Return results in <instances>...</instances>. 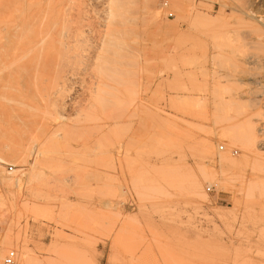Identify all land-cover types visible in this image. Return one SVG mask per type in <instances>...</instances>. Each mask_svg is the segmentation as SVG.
Here are the masks:
<instances>
[{
	"label": "rangeland",
	"instance_id": "374dc122",
	"mask_svg": "<svg viewBox=\"0 0 264 264\" xmlns=\"http://www.w3.org/2000/svg\"><path fill=\"white\" fill-rule=\"evenodd\" d=\"M254 6L0 0V264H264Z\"/></svg>",
	"mask_w": 264,
	"mask_h": 264
},
{
	"label": "bare ground",
	"instance_id": "6f19581e",
	"mask_svg": "<svg viewBox=\"0 0 264 264\" xmlns=\"http://www.w3.org/2000/svg\"><path fill=\"white\" fill-rule=\"evenodd\" d=\"M246 3V2H245ZM246 17L249 18L250 20V23L252 24L253 26V31L257 34H255L256 36H259L260 39H263L264 38V11L262 10V6H254V7H248V9L244 10L243 12ZM211 14V13H210ZM203 16V15H202ZM201 16V17H202ZM210 16V15H209ZM72 18V17H71ZM201 19V18H200ZM203 19V18H202ZM205 19V18H204ZM245 18H243L242 20L244 21ZM246 20V19H245ZM248 21V20H246ZM36 25V24H35ZM246 26V25H245ZM252 30V29H251ZM246 31V30H245ZM249 31V30H248ZM247 32V31H246ZM250 34V33H249ZM253 34V36H255ZM241 35V34H240ZM244 36V35H242ZM241 36V37H242ZM249 35H246V38H248ZM252 36V37H253ZM238 37V36H237ZM245 38V37H244ZM250 39V38H249ZM245 40V39H244ZM243 41V40H242ZM248 41V40H247ZM245 40V42H247ZM250 41V40H249ZM248 41V44H250V42ZM257 42L259 40H256ZM256 41H253L256 43ZM263 41V40H262ZM257 44V43H256ZM239 47H242V46H239ZM237 47V48H239ZM246 49V48H245ZM70 66V65H69ZM260 134H262L264 136V126L262 128H260L259 130ZM41 133V132H40ZM263 143V142H262ZM260 143V144H262ZM35 148V147H34ZM40 148V147H39ZM4 150L5 152H7V154L9 156H14V157H18L19 156V151L18 149L16 148V146L13 144L12 142V139L11 137L7 134L5 128H4V125L0 122V150ZM1 150V151H2ZM24 157V156H22ZM21 159V158H20ZM3 160L0 158V161ZM25 163V162H24ZM27 174H22L20 177L16 178L15 181H14V184L19 187L21 186V183L23 181V179L26 177ZM12 180V179H11ZM13 181V180H12ZM12 185V184H11ZM0 198H4L3 195H1Z\"/></svg>",
	"mask_w": 264,
	"mask_h": 264
},
{
	"label": "built area",
	"instance_id": "2783aa9c",
	"mask_svg": "<svg viewBox=\"0 0 264 264\" xmlns=\"http://www.w3.org/2000/svg\"><path fill=\"white\" fill-rule=\"evenodd\" d=\"M168 6H169V2L168 1H163L161 3V8L164 9V10L167 9ZM173 15H174L173 12H171V11L168 12V16L169 17H172ZM220 149L221 150L225 149V146L221 145ZM233 153L237 154L238 150L234 149ZM5 165L9 169V171L13 169L12 165H9V164H5ZM207 191L208 192H213L214 191V187L213 186H208L207 187ZM16 258H17V251L15 249H9V250H7L5 255L3 256L1 264H15L16 263Z\"/></svg>",
	"mask_w": 264,
	"mask_h": 264
}]
</instances>
